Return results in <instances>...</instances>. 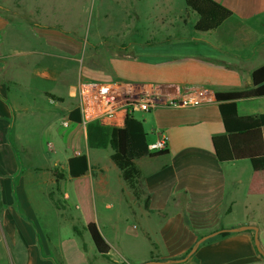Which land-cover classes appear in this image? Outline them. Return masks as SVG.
I'll list each match as a JSON object with an SVG mask.
<instances>
[{"label": "crops", "instance_id": "0c3cea01", "mask_svg": "<svg viewBox=\"0 0 264 264\" xmlns=\"http://www.w3.org/2000/svg\"><path fill=\"white\" fill-rule=\"evenodd\" d=\"M63 1L35 0L32 13L26 14L23 8L28 0H0V258L10 245L23 243L30 253L25 264H55L50 245L41 243L42 228L32 203L31 196L37 193L38 183L28 184L21 175L23 160L7 139L10 125L22 110L31 109L18 105L16 100L22 92L29 94L32 103L38 104L42 99L45 112L54 121H69L68 131L60 133L61 155H66L63 160L55 157L51 163L44 195L58 211L66 213L67 219L70 216L68 220L74 233L84 242L86 232L91 236L101 255L111 258L115 251L123 257L119 242L114 244L105 232L120 228L118 222L112 220L120 207L125 209L122 217L126 223L133 220L126 232L150 250L153 248L151 252H163L161 257L156 254L159 260L183 258L200 236L217 230L255 226L259 233L264 232V170L256 171L248 158L236 159L231 151L218 149L214 141L226 135L216 93L252 89L253 72L264 66V38L259 43L234 47L239 33L247 31L249 24H264V0H216L245 23L232 45L222 44L217 33L210 32L202 34L203 38L192 37L194 44L178 54H159L152 49L132 53L122 48V53L107 54L103 58L101 48L95 46L92 55L85 60L77 50L84 42L70 24L72 7ZM114 1L122 12L126 11L123 21L128 28L134 26L138 18L136 0ZM162 1L173 9L174 0ZM184 11L178 12V22L189 25L194 31L198 17L192 14L195 21L190 22L186 15L190 12L186 8ZM167 17L161 15L159 20L165 22L169 20ZM20 37L24 42L18 44L16 40ZM34 56L36 63L31 60L26 64H31L32 72L47 81L40 89L21 83L14 76L22 60L28 61ZM83 82H121L138 94H152L158 87L178 95L198 89L210 92L207 101L199 107H159L150 112H138L145 113L142 122L149 142L155 141L159 132L168 137L166 149L135 160L142 173L141 199L133 194L118 168L110 175L98 163L92 165L86 126L69 120L70 111L77 106L78 86ZM237 104L241 116L264 113V97L240 99ZM34 108L37 112L38 105ZM262 138L264 141V129ZM50 148L55 147L51 144ZM81 154L87 155L90 170L85 176L72 178L69 159ZM60 167L64 171L59 181L62 209L56 205V196L52 194L57 183L52 171ZM72 196L85 207L80 218L68 214ZM98 203L105 205L98 210ZM108 217L111 220H106ZM236 218L239 220L232 221ZM78 224L84 232L81 233ZM254 233L253 229L240 230L202 243L194 257L182 263L257 264L260 254L254 244ZM70 244L82 264H92L83 252H78L74 240ZM44 248L47 252L42 255ZM66 259L64 257V262L68 263L67 256ZM17 262L14 264H20ZM182 263L168 261L164 264Z\"/></svg>", "mask_w": 264, "mask_h": 264}, {"label": "rangeland", "instance_id": "374dc122", "mask_svg": "<svg viewBox=\"0 0 264 264\" xmlns=\"http://www.w3.org/2000/svg\"><path fill=\"white\" fill-rule=\"evenodd\" d=\"M65 1V2H64ZM63 4L70 3L72 7L70 24L74 25V31L77 36L81 37L83 47L77 49L81 53V59H89L92 55L93 48H101L104 54L103 58L107 54H120L122 48H126L129 52L136 53L142 50L152 49L159 54H178V51H184L185 47L194 44L192 37L204 35L197 34L192 31L191 27L183 25L178 22V12H185L186 3L185 0H174L172 8L169 9L168 5L162 0H136L135 1V14L137 13L138 18L135 21L134 26L128 28V24L123 21L124 13L121 11V7L115 3L114 0H64ZM35 0H28L26 2L23 11L26 14H30L32 3ZM165 5V6H164ZM122 6V5H121ZM123 7V6H122ZM174 11V13H173ZM185 14V13H183ZM195 14L190 11L186 14L190 17V22L195 21ZM67 15V14H66ZM161 15L167 16L168 19L165 22L159 20ZM197 16V15H196ZM187 22V19H185ZM132 24V22H130ZM264 38V24H249L247 31L239 33L234 47L236 49L251 45L252 43H259ZM18 44L24 42L23 38L20 37L16 40ZM201 43V42H200ZM23 59L20 66H17V74L14 76L18 78V81L26 85L33 84L39 89L46 85L47 81L39 78L36 72H32L31 64L26 62L33 61L36 63V57L30 58L25 61ZM38 65V62H37ZM72 67H74L72 65ZM35 68V67H34ZM18 105L24 108H31L29 111H23L22 114L18 115L17 120L14 124L10 125L8 130L7 139L10 141L11 146L16 149L17 156L23 160V177L28 184H36L37 193L31 196L32 203L35 212L38 214V222L42 231L39 233L41 243H48L50 245L51 257L55 264H82L83 262L79 259L78 255L72 252L71 240L77 243L78 252H83L86 260L92 264H115L112 261H118L120 264H140L144 261H148L149 264L153 261H158L153 248H147V246L139 241L136 237L129 232H126L128 226H132L131 223H126L122 215L125 213V209L120 207L117 208V215L112 219L113 222H118L120 228L116 231L106 230V235L114 242L119 244L122 248L121 254L123 257L113 251L111 258L101 255L97 251V246L93 242L91 236L86 232L84 234V240L79 234L74 233L73 227L70 225V221L66 218L64 211H58L56 207L45 197V189L48 185L47 180L51 174L50 165L53 163L55 157L63 160L66 155L60 150V133L68 131V127L63 125L64 120L54 121L53 117L45 112L46 107L40 99L38 104L32 103L28 93H21L20 97L17 98ZM38 105V111H35L34 106ZM74 105V104H73ZM34 108V110L32 109ZM33 111V112H31ZM145 113H135L134 117L140 121H144L143 116ZM65 114H63L64 116ZM62 116V117H63ZM54 145V150L50 148V145ZM69 151V150H68ZM90 157L92 165L98 163L106 173L114 175V171L118 170L110 159V154L113 152L111 148L108 149H90ZM58 152V154H57ZM67 167V165H66ZM55 180L57 181L54 187L55 192H52L55 197V202L59 204L61 209L63 208V201L59 198L60 186L59 181L64 177L63 169L56 168L52 171ZM19 175V179L21 178ZM35 187V186H33ZM70 207L68 214L72 217H79L84 213L85 207L79 203V200L74 196L69 200ZM71 202L74 203L71 205ZM145 203V202H144ZM119 203H114L118 206ZM101 204L98 203V210L101 209ZM146 205V204H145ZM60 209V208H59ZM104 210V209H102ZM105 211V210H104ZM116 216L118 218H116ZM106 220H111L108 217ZM239 219H232V221H238ZM83 222V221H82ZM80 227L81 233L83 227ZM258 228V227H257ZM259 230V228H258ZM112 233V234H111ZM83 236V235H81ZM202 237V236H200ZM115 238L118 241H115ZM261 246L264 250V232L259 233ZM86 243L87 246L84 245ZM10 249H6L0 258V264H14L20 263L25 264L29 252L23 243H18L16 246L10 245ZM64 249V250H63ZM70 249V250H69ZM47 249L44 248L40 253L44 255ZM3 253V251H2ZM67 253V254H66ZM159 257L163 255V252H159ZM154 255V256H153ZM195 253L190 257L193 258ZM14 256V257H13ZM69 259V262H64V257ZM260 256V262L257 264H264V258ZM17 259V260H15ZM153 259V260H152ZM180 259V258H179ZM67 260V259H66ZM168 260V261H175ZM148 262H145L146 264ZM160 262V261H159ZM143 263V264H145ZM183 264V263H182Z\"/></svg>", "mask_w": 264, "mask_h": 264}, {"label": "trees", "instance_id": "16d2710c", "mask_svg": "<svg viewBox=\"0 0 264 264\" xmlns=\"http://www.w3.org/2000/svg\"><path fill=\"white\" fill-rule=\"evenodd\" d=\"M185 3L187 11H192L198 17L193 27L195 33L216 32L218 39L224 45H232L237 33L245 26V23L231 10L219 4L216 0H185ZM253 83V88L249 90L216 93L226 135L216 137L214 141L218 149L231 151L234 158L250 159L253 168L260 171L264 170V141L262 138L264 113L256 116H241L237 101L253 97H264V66L253 72ZM68 117L72 123L82 124L81 112L77 107L70 111ZM86 129L88 146L92 149L110 147L113 151L111 161L120 170L122 178L136 198L141 199L144 193L140 187L142 173L136 166L135 160L150 154L148 149L149 140L144 123L134 116H129L125 125L121 128L105 127L98 122H91L87 124ZM68 163L69 174L72 178L85 176L90 170L86 154L73 156ZM145 204L147 206V201H145ZM56 205L61 209L58 202ZM186 222L190 225L188 218H186ZM230 235H233V233L224 231L203 244ZM159 261L163 264L168 262V260Z\"/></svg>", "mask_w": 264, "mask_h": 264}, {"label": "built area", "instance_id": "2783aa9c", "mask_svg": "<svg viewBox=\"0 0 264 264\" xmlns=\"http://www.w3.org/2000/svg\"><path fill=\"white\" fill-rule=\"evenodd\" d=\"M209 93L208 89H198L178 95L158 87L152 94H138L121 82H83L79 84L75 97L83 125L98 122L105 127L121 128L127 117L138 112H150L159 107L202 106ZM63 125L69 126L68 119ZM156 135V140L149 142L150 153L162 151L168 146V137L164 133L159 132Z\"/></svg>", "mask_w": 264, "mask_h": 264}, {"label": "water", "instance_id": "95a60500", "mask_svg": "<svg viewBox=\"0 0 264 264\" xmlns=\"http://www.w3.org/2000/svg\"><path fill=\"white\" fill-rule=\"evenodd\" d=\"M252 229L255 230V233H254V244H255L256 250L264 258V250H263V248L261 246L258 228L255 227V226H247V227H244V228H241V229H236V228H234V229H222V230H217V231H214V232H212L210 234H207V235L201 237L196 242V245L194 246V248H192V250L187 254L186 257L177 259L174 262L182 263V262L187 261L196 252L197 247H199L205 241L218 236L219 234H221L224 231H230L232 233H236V232H239L240 230H252ZM151 264H163V263L159 262V261H153V262H151Z\"/></svg>", "mask_w": 264, "mask_h": 264}]
</instances>
